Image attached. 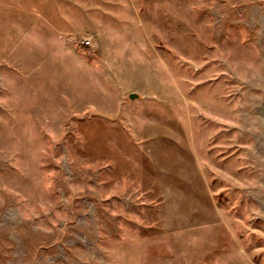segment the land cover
<instances>
[{"label":"rangeland","instance_id":"1","mask_svg":"<svg viewBox=\"0 0 264 264\" xmlns=\"http://www.w3.org/2000/svg\"><path fill=\"white\" fill-rule=\"evenodd\" d=\"M0 264H264V0H0Z\"/></svg>","mask_w":264,"mask_h":264},{"label":"built area","instance_id":"2","mask_svg":"<svg viewBox=\"0 0 264 264\" xmlns=\"http://www.w3.org/2000/svg\"><path fill=\"white\" fill-rule=\"evenodd\" d=\"M90 43H91V41H90L89 39H84V40H82V44H83V45L89 46Z\"/></svg>","mask_w":264,"mask_h":264},{"label":"water","instance_id":"3","mask_svg":"<svg viewBox=\"0 0 264 264\" xmlns=\"http://www.w3.org/2000/svg\"><path fill=\"white\" fill-rule=\"evenodd\" d=\"M130 98H131L132 100H134V99L138 98V95H137V94H134V93H132V94L130 95Z\"/></svg>","mask_w":264,"mask_h":264}]
</instances>
